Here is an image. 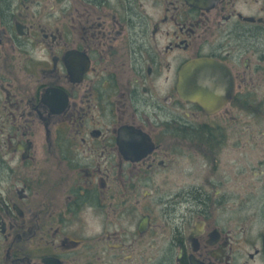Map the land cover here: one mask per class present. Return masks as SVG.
<instances>
[{
    "label": "flooded vegetation",
    "instance_id": "flooded-vegetation-1",
    "mask_svg": "<svg viewBox=\"0 0 264 264\" xmlns=\"http://www.w3.org/2000/svg\"><path fill=\"white\" fill-rule=\"evenodd\" d=\"M0 264H264V0H0Z\"/></svg>",
    "mask_w": 264,
    "mask_h": 264
},
{
    "label": "water",
    "instance_id": "water-1",
    "mask_svg": "<svg viewBox=\"0 0 264 264\" xmlns=\"http://www.w3.org/2000/svg\"><path fill=\"white\" fill-rule=\"evenodd\" d=\"M206 61H194V62H191L190 64L191 65H193V66H196L197 68H199V69H197V70H192V71H194V72H197V73H199L200 72V70L202 71V68H200V66L202 65L201 63H205ZM186 70H190V67H186L185 68ZM184 69V70H185ZM185 75H184V73H181V75H180V82H179V88H180V91H181V87H183V84H185ZM181 86V87H180ZM198 95H199V93H198Z\"/></svg>",
    "mask_w": 264,
    "mask_h": 264
}]
</instances>
